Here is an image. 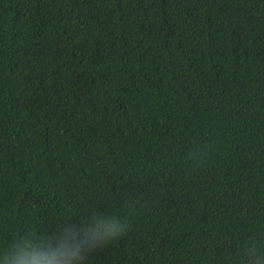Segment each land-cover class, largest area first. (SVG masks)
I'll use <instances>...</instances> for the list:
<instances>
[{
  "label": "trees",
  "instance_id": "1",
  "mask_svg": "<svg viewBox=\"0 0 264 264\" xmlns=\"http://www.w3.org/2000/svg\"><path fill=\"white\" fill-rule=\"evenodd\" d=\"M93 214L74 264H264V0H0V250Z\"/></svg>",
  "mask_w": 264,
  "mask_h": 264
},
{
  "label": "clouds",
  "instance_id": "2",
  "mask_svg": "<svg viewBox=\"0 0 264 264\" xmlns=\"http://www.w3.org/2000/svg\"><path fill=\"white\" fill-rule=\"evenodd\" d=\"M126 231L119 220L99 214H93L86 227L63 221L43 237L32 231L18 235L0 250V264H74Z\"/></svg>",
  "mask_w": 264,
  "mask_h": 264
}]
</instances>
